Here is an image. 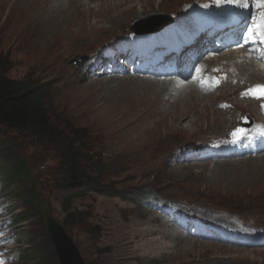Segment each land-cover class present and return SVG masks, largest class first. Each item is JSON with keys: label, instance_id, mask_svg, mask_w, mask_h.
<instances>
[{"label": "rangeland", "instance_id": "obj_1", "mask_svg": "<svg viewBox=\"0 0 264 264\" xmlns=\"http://www.w3.org/2000/svg\"><path fill=\"white\" fill-rule=\"evenodd\" d=\"M41 1L43 7L38 8V13L26 11L21 6L14 13L11 6L15 2L0 0L3 5L0 8V65L10 79L20 81L28 77L42 88L46 115L58 133L72 137L71 133L76 132L74 136L80 141L76 146L83 149L81 162L92 177L95 175L93 168L98 165L108 172L100 179L99 190L104 194L64 191L57 175L60 162L64 161L58 150L59 141L55 146L32 134H6L0 128V140L16 157L25 161L31 173L29 183L0 191V210H6L4 207L9 205L13 209L12 217H24L19 225L8 221L2 229L6 239L3 249L10 255L9 262L4 264H23L16 262L22 251L40 249L55 255L47 235L44 212H49L63 226L84 264H264V243L259 242L264 236L263 155L214 160L199 159V155L194 154L196 149L206 148L213 139L227 138L228 131L240 124L241 117H257L256 108L248 109L247 104L238 99L240 83L221 85L227 87L224 90L230 88L232 96H222L221 92L214 94L207 112H215V116L200 120L193 131L186 132L180 127L173 134H167L165 127L151 126L156 118H148L153 109L148 104L135 108L140 115L136 116L135 110L129 112L131 119L128 117L121 126L113 124L122 119L120 115L111 113L108 118L111 124L102 118L110 113V107L102 108L107 94L115 100L129 94V89L122 85L117 87V93L111 94L100 89L97 83L111 82L112 86L113 82L121 80H139V83L158 80L109 74L104 67L103 51L112 49L120 40L125 42L132 34L131 27H151L166 22L165 16L169 19L180 17L190 6L205 0H135L137 11L148 4L153 7L163 2L167 11L157 15L146 12L145 16L112 35L77 29L67 34L61 26L52 30L45 18L53 17L48 11L53 0ZM62 1L57 2L61 11L71 0ZM11 14L17 20L9 19ZM26 15L28 19L23 20ZM55 32L53 39L51 36ZM47 36L50 39L45 40ZM51 40L54 44L47 47ZM83 57H87L86 60L76 67ZM251 69L257 68L251 65ZM244 80L253 83L262 78ZM139 93H144V89L130 92L132 95ZM143 98L144 102L154 99L151 96ZM161 99L164 102L155 107L160 111L169 109L167 102L174 103L165 94ZM222 102L232 108L219 109ZM222 121H226L225 125ZM186 125L187 121L182 122L183 127ZM188 153L193 156L185 158ZM1 162L0 159V167ZM29 190H32L36 208L23 199ZM139 192L147 193L149 199L146 200L151 201L145 204L125 199ZM69 197L72 200L70 205L66 204L69 208L65 212L62 203ZM172 207L175 208L170 212ZM185 214L193 216L200 224L184 219ZM2 216L0 211V218ZM159 225L160 234L135 240V230L142 232ZM217 228L221 232H231L233 239L227 243L212 239V230L218 231ZM28 237L32 238L31 245L26 241ZM154 239H158L163 248L151 245ZM27 263L31 262L27 260Z\"/></svg>", "mask_w": 264, "mask_h": 264}, {"label": "bare ground", "instance_id": "obj_2", "mask_svg": "<svg viewBox=\"0 0 264 264\" xmlns=\"http://www.w3.org/2000/svg\"><path fill=\"white\" fill-rule=\"evenodd\" d=\"M12 1L15 2V4H13L11 6V11H15L14 13H17V11L20 8H22L26 11H29V12L37 11L36 13H38V10H40L43 7L41 0H15V1L12 0ZM96 1H97V4H96ZM57 2H58V0H53L51 2V5H50L48 11L51 13V15H53V17L50 19L48 17H46L45 18L47 21L46 23H48V26H51V29L52 28L56 29L60 26H61V28L65 27L64 31H66L67 34L69 33V31H72V29H77L78 31H84V30L85 31L86 30L97 31V33L99 32L102 34L108 32V33H111V35H112L113 32H119L121 29L129 26V24H131V22L133 20L145 16L144 14H146V12L148 14L152 15V14L162 13V12L164 13L167 11L166 5L164 2L162 3L163 5L159 4V5H156L153 7L150 6V4H148L146 6L141 7V10H138V11L136 9L135 0H71L69 2V6L65 5L64 7H62L63 8L62 11L60 9V6H58ZM62 2H65V0H63ZM92 3H94V5ZM1 4H3V3H1ZM70 4H71V6H70ZM2 7H3V5H0V8H2ZM38 8H40V9H38ZM53 9H55V10H53ZM43 11L44 10H41V12H43ZM10 13H13V12H10ZM28 16L29 15H26L25 18H23V20L28 19ZM14 17L15 16H13L11 14V17L9 19H16ZM164 18H165V20L170 21V19H169L170 17L165 16ZM39 22H40V20L37 21L38 24H39ZM5 23H7V22H5ZM43 25H45V24H43ZM56 33L57 32H55L51 36L53 39L56 38L55 37ZM48 36L45 38V40L50 39V38H48ZM41 40H44V38H41ZM85 40H88V39H85ZM47 44H48L47 47L50 44L53 45L54 44L53 40H51V42H48ZM44 48H46V47H44ZM236 54L238 55L239 53H236ZM236 54L232 53L230 55L224 56L223 59H221V61L227 62V63H229V62L233 63L235 61H231V60L236 59ZM231 69L235 72H239V74L242 77L241 80H243L245 77L246 78H252V79H256L258 77V70L257 69L252 70L251 66L240 67L238 65H233L231 67ZM110 70H114V68H111ZM94 75H96V73ZM127 80H129V79H127ZM138 81L139 80H137V81L129 80L128 82L126 80L115 81V82H113L112 86L110 84L111 82L100 81V84L96 82L98 84L97 86L101 87L100 89H104L105 91H107V93L109 92L111 94H115V92L117 93V90H118L117 87L120 88V86H122V85L127 86V88H126L127 90L129 89V91L126 90L127 92H129V94L120 95L115 100H112L111 96L109 94H107L108 96H107V98H105V100L103 99L104 101H102L103 102L102 108L105 105L108 108L110 107V110H109L110 113H107L105 115L102 112L104 114L102 117L104 121H106L108 124L109 123L111 124L112 122L108 121V118L111 117L110 116L111 113L116 114V115H120V116H122V119L114 121L113 124L118 123V125L121 126V125H123L121 123L122 122L126 123V119H128V117H130L129 112L132 113V110L136 111L137 109H135V108L140 106V105L142 106V104H144V105L148 104V106H153V109H151L152 114L148 115V118L149 117H153V118L155 117L156 118V120H154L155 122L151 126H156L159 124L162 126V128L165 127L166 128L165 130H168V132H166L167 134H170V133L173 134L175 129L180 128V127H182L181 130H184L187 132V131L192 130V128H195L200 120L207 119L210 116H215V112L214 113L207 112V110H208L207 105L210 103V99L213 98L214 94L216 95L217 92H221L222 96H226L228 94L230 95L231 93H233L230 88L227 91V90H224V88H227V87H222V88L218 89L214 94H211L209 96H205V95L201 94L200 92L196 91L195 89H193L191 86L186 87V88H181L178 84H176L174 82H166L167 81L166 79L162 80V81L157 80L156 82H151V81L147 80V81H142L141 83H139ZM236 88H239V86ZM133 89H137V90H143L144 89V93L132 95V94H130V92H132ZM222 90H224V91H222ZM237 93H238V91H237ZM163 94L168 95V98L172 99L174 103L169 104L170 102H167V105H169V109H167L165 111H160L158 109H155V107L159 106V104L164 102L161 99V95H163ZM150 96L154 97V99L153 100L151 99V101H145V102L143 101V99H144L143 97H150ZM230 96H232V94ZM220 98H221V96H220ZM166 101H168V100H166ZM236 103L240 105V103H238V102H236ZM244 103L247 104L246 107L248 109L253 108V104L248 103V102H244ZM224 113H226V112H224ZM137 115H140V113L137 112L136 116ZM130 119H131V117H130ZM184 121H187V125L185 127L182 126V122H184ZM222 123L225 125L226 121H222ZM140 126H141V124H140ZM145 131H146V129H145ZM204 133H206V132H204ZM133 141H135V140H133ZM132 146H134V145H132ZM261 157H264V155ZM245 162H246V160H245ZM255 164H257V163H255ZM163 224L166 225V223H163ZM159 228H160V225L158 227L154 226V228L151 230H149V229L142 230V232L135 230L133 232L134 235L136 236L135 240L139 241L141 239L143 240L145 237H153L156 234H160ZM171 234H174V233L171 232ZM137 239H139V240H137ZM131 241H134V240L132 239ZM151 242H152L151 245L157 244V245H159L157 247L163 248V245L160 243V241L158 239H154ZM123 247H124V245H123ZM142 247H144V246H142ZM130 258H132V257H130ZM134 258H135V256H134Z\"/></svg>", "mask_w": 264, "mask_h": 264}, {"label": "trees", "instance_id": "obj_3", "mask_svg": "<svg viewBox=\"0 0 264 264\" xmlns=\"http://www.w3.org/2000/svg\"><path fill=\"white\" fill-rule=\"evenodd\" d=\"M0 128H3L6 134H32L53 145L59 141L58 150L62 155L61 159H64L57 170L60 188L64 191L77 190L81 193L102 192L99 190L100 179L108 172V169L98 165L93 168L95 175L92 177L88 167L81 162L83 149H80V145L76 146V143L80 142L75 138L76 132L71 133L72 137L58 133L46 115L42 88L28 77L20 81L10 79L3 65H0ZM0 159L2 161L0 167L2 192L31 181V173L27 170L25 161L16 157L12 149L8 148L2 140H0ZM147 196V193L139 192L125 199L139 203ZM23 199L29 206L36 208L32 190H29ZM71 200L72 197H69L62 203L65 212L69 208L66 204L70 205ZM14 222L22 223L24 217L18 215L14 218ZM26 241L30 245L33 243L30 237L26 238ZM20 259L23 264H28L27 260L31 262L29 264H58L53 253L40 249L28 250L22 253Z\"/></svg>", "mask_w": 264, "mask_h": 264}, {"label": "snow or ice", "instance_id": "obj_4", "mask_svg": "<svg viewBox=\"0 0 264 264\" xmlns=\"http://www.w3.org/2000/svg\"><path fill=\"white\" fill-rule=\"evenodd\" d=\"M217 6L221 4L231 5L243 9H248L250 6H254L258 9L264 10V0H253V4H249V0H215ZM246 32L243 33V39L245 43L253 42L264 44V11L261 12L259 21H253L251 24L246 25ZM243 47L244 45H240ZM214 84H219V79L213 81ZM246 95H250L256 99H264V86H259L255 89H249ZM264 107V105H262ZM233 136L243 135V132L237 130L232 133Z\"/></svg>", "mask_w": 264, "mask_h": 264}, {"label": "water", "instance_id": "obj_5", "mask_svg": "<svg viewBox=\"0 0 264 264\" xmlns=\"http://www.w3.org/2000/svg\"><path fill=\"white\" fill-rule=\"evenodd\" d=\"M85 59L86 57H83L81 63L76 67H79ZM44 215L47 235L51 245L55 249L58 264H84L80 253L72 240L67 236L63 226L49 212H44Z\"/></svg>", "mask_w": 264, "mask_h": 264}]
</instances>
